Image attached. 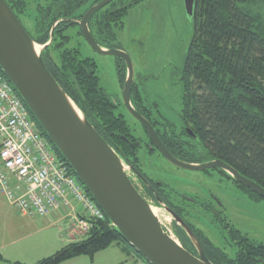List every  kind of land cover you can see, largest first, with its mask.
I'll return each instance as SVG.
<instances>
[{
    "label": "trees",
    "instance_id": "1",
    "mask_svg": "<svg viewBox=\"0 0 264 264\" xmlns=\"http://www.w3.org/2000/svg\"><path fill=\"white\" fill-rule=\"evenodd\" d=\"M14 1L15 6H12L4 0L16 18L18 13H25L37 2ZM250 1L194 0L191 38L176 70L181 84V120L196 134L202 150L206 151L203 156L196 153L199 159H188L182 154L179 159L185 163L220 160L264 189V16L249 11ZM56 18L46 19V23L45 19L37 18L38 25L33 29L38 33V26L44 31L41 36L28 34L35 44L47 42ZM120 25L122 29V23ZM58 38L40 52L46 69L96 132L132 169L117 148L123 143L120 135L126 136V124L115 114L114 104L101 86L95 64L69 48L62 35ZM101 45L105 48L117 46L113 42ZM53 150L63 160L54 147ZM166 208L174 212L170 206ZM90 222L91 229L85 237L69 242L33 264H61L82 256L92 259L112 245L130 254L134 261H144L106 217ZM175 235L178 239L179 231L175 230ZM233 235L237 236V232ZM234 240L237 250L231 260L223 257L214 261L206 257L212 264H261L256 261L253 243L238 237ZM180 245L191 253L186 246ZM194 253L191 254L196 255Z\"/></svg>",
    "mask_w": 264,
    "mask_h": 264
},
{
    "label": "flooded vegetation",
    "instance_id": "2",
    "mask_svg": "<svg viewBox=\"0 0 264 264\" xmlns=\"http://www.w3.org/2000/svg\"><path fill=\"white\" fill-rule=\"evenodd\" d=\"M6 1L15 6L14 0ZM104 1L37 0L33 6H29L28 11L22 14L18 13L17 19L27 34L35 37L41 36L44 31V28H38V26V33L35 32L36 29H33L34 26L38 25L36 23L37 18L50 20L57 17L48 32L47 42L43 45H37L44 49L53 43L54 38L59 39L58 37L62 35L67 40L69 48L92 60L96 66V74L98 65L92 57L93 55L110 56L115 59L118 87L114 97L105 92L114 104L115 114L120 116L126 124V136L120 135L123 143L117 145V148L132 167V169L130 168V175L133 176L131 182L138 193L153 206L156 202L158 203L156 207H160V204L165 207L166 205L170 206L175 213L169 210L180 220L177 222L172 218L171 229L163 227L166 233H171L176 238L175 230L179 231L180 237L176 239L190 249L191 253H194L195 250L194 254L197 255L198 246L202 249L205 257L208 256L214 261H220L224 259L223 257L229 260L234 258L237 250L234 239L236 237L242 240L246 239L255 245L253 251L256 254V261L264 264V241L259 238H250L233 223L235 221L242 226L244 216H248L244 212L243 206L250 205L251 209H257L262 205V202L264 205V199L234 181L228 173L219 168L189 171L175 167L166 161L159 153L148 130L132 115L131 111L151 126L158 141L176 160L180 161L179 154L188 159H199L196 153L203 156V152L206 150H202V145L199 144L196 134L181 120V99H179L178 104L171 101L162 105L149 102L148 91L139 81L134 79L132 66L126 104L124 87L129 81L130 75L125 60L116 56L100 55L88 44L82 28L83 23L88 36L101 51L116 50L126 54L120 44L126 40L123 38L125 20L145 0H110L101 8L89 13ZM16 10L18 9L16 8ZM25 21H29L28 27L25 25ZM120 23H122V29ZM39 30L41 31L40 34ZM104 42H113L117 46L116 48H105L101 45ZM126 56L128 57L127 54ZM122 75L123 78H121ZM177 154L178 157H176ZM215 160L183 163L200 166ZM152 161L154 168L148 167ZM159 163L164 166L167 163L184 172L199 173L203 177L199 181L201 184L209 186V182L212 181L215 182L214 187L209 186L210 192H207L205 196L199 195L197 192H192L191 189H185L186 187L191 188L187 186L188 181L195 184L192 182L193 180L185 179L187 180L186 184L180 187L184 188L183 190L173 189L151 176L152 173L159 170ZM250 191L262 200L252 196ZM159 199H162L164 203L160 202ZM188 232H191L192 235L190 236ZM233 232H237V236L234 237Z\"/></svg>",
    "mask_w": 264,
    "mask_h": 264
},
{
    "label": "water",
    "instance_id": "3",
    "mask_svg": "<svg viewBox=\"0 0 264 264\" xmlns=\"http://www.w3.org/2000/svg\"><path fill=\"white\" fill-rule=\"evenodd\" d=\"M100 3L89 13L107 4ZM194 0H183L186 18L193 17ZM83 31L88 44L100 55L125 60L130 75L124 87L127 104L132 65L126 54L101 51ZM10 8L0 0V71L27 107L31 118L71 169L87 194L102 211L111 226L147 264H212L197 246V255L186 251L179 241L163 230L154 209L138 193L130 178V167L104 141L86 120L76 104L63 92L46 69L40 52ZM38 46V45H37ZM80 114V116L78 115ZM132 115L148 130L159 153L175 167L202 171L219 168L234 181L264 199V189L241 176L220 160L193 166L172 157L161 145L152 128L140 116ZM160 206L177 222L180 220L165 206ZM156 207V206H155ZM182 223V222H181ZM191 236V232H188Z\"/></svg>",
    "mask_w": 264,
    "mask_h": 264
},
{
    "label": "rangeland",
    "instance_id": "4",
    "mask_svg": "<svg viewBox=\"0 0 264 264\" xmlns=\"http://www.w3.org/2000/svg\"><path fill=\"white\" fill-rule=\"evenodd\" d=\"M248 9L252 10L253 14L264 16V0H251ZM125 24L123 38L126 40L120 43L121 48L131 60L134 79L148 91V101L159 105L168 103V101L178 104L181 84L179 83V72L176 69L180 66L191 38V22L186 18L182 0H145L127 16ZM25 25L28 27L29 21H25ZM92 57L97 62V75L102 87L114 97L118 87L115 59L110 56L93 55ZM152 164L153 161L148 167L154 168ZM151 176L177 190L184 189L180 187L186 184L185 179L193 180L195 184L188 181L187 186L191 188L186 187L185 189H191L192 192L203 196L210 192V187H214L215 184L212 181L209 182L210 187L201 184L199 182L203 179L201 174L184 172L167 163L166 166L159 163V170ZM129 178L133 179L130 171ZM0 202L7 206L2 198ZM148 204L157 210L161 225L171 229L172 217L161 206L155 207L149 201ZM251 208L250 205L243 206L248 216H244L242 226L235 221L233 223L250 238H259L264 241L263 202L259 208ZM32 225L35 227L25 228V231L30 230L29 235L20 240L23 258H26L23 260L32 259L30 264L50 256L68 244L67 236L73 241L80 238V234L71 226L65 231L66 224L64 223L53 221L45 223L42 219H34ZM32 250L36 253L29 256Z\"/></svg>",
    "mask_w": 264,
    "mask_h": 264
},
{
    "label": "built area",
    "instance_id": "5",
    "mask_svg": "<svg viewBox=\"0 0 264 264\" xmlns=\"http://www.w3.org/2000/svg\"><path fill=\"white\" fill-rule=\"evenodd\" d=\"M0 195L26 218L63 213L69 226L80 234L79 239L90 231V221L105 217L54 152L1 71Z\"/></svg>",
    "mask_w": 264,
    "mask_h": 264
},
{
    "label": "crops",
    "instance_id": "6",
    "mask_svg": "<svg viewBox=\"0 0 264 264\" xmlns=\"http://www.w3.org/2000/svg\"><path fill=\"white\" fill-rule=\"evenodd\" d=\"M0 198L7 204V206H4L0 202V264H13L19 261L30 264L32 259L23 260L26 258H23L20 240L29 235L30 230L25 231L26 227H35L32 225L34 219H42L45 223H49L50 221L64 223L66 224L65 231L69 227L68 219L63 213L55 212L47 218H26L18 214L1 195ZM65 234L67 233L65 232ZM67 239L69 242L73 241L69 236H67ZM35 253L36 251L34 250L30 251L29 256H33ZM61 264H135V262L130 254L124 253L118 246L112 245L96 253L92 259L82 256Z\"/></svg>",
    "mask_w": 264,
    "mask_h": 264
},
{
    "label": "bare ground",
    "instance_id": "7",
    "mask_svg": "<svg viewBox=\"0 0 264 264\" xmlns=\"http://www.w3.org/2000/svg\"><path fill=\"white\" fill-rule=\"evenodd\" d=\"M38 47L40 48V46H37V45L34 46V52H35V54H38L39 53V50L40 49ZM78 115L80 116L79 113H78ZM151 210H152V213L154 214V216H157V214H158L157 213V210L156 209H151Z\"/></svg>",
    "mask_w": 264,
    "mask_h": 264
}]
</instances>
